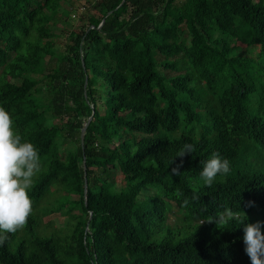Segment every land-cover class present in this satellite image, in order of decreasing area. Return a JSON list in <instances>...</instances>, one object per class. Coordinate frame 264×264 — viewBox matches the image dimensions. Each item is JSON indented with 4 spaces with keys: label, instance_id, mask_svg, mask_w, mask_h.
Listing matches in <instances>:
<instances>
[{
    "label": "trees",
    "instance_id": "16d2710c",
    "mask_svg": "<svg viewBox=\"0 0 264 264\" xmlns=\"http://www.w3.org/2000/svg\"><path fill=\"white\" fill-rule=\"evenodd\" d=\"M122 2L0 0V106L42 163L33 212L0 246V264H251L239 223L206 221L225 208L264 221V174L236 173L242 146L264 151V0ZM186 143L194 151L178 156ZM213 151L229 173L192 189ZM146 187L200 226L183 237L167 227V201L138 200ZM54 213L67 216L66 232L43 227Z\"/></svg>",
    "mask_w": 264,
    "mask_h": 264
},
{
    "label": "clouds",
    "instance_id": "9594fccd",
    "mask_svg": "<svg viewBox=\"0 0 264 264\" xmlns=\"http://www.w3.org/2000/svg\"><path fill=\"white\" fill-rule=\"evenodd\" d=\"M193 151V146L186 143L178 156ZM200 164L202 168L199 176L207 186H211L218 175L230 171L229 160L216 151L200 161ZM41 168L39 150L23 138L14 127L11 114L0 106V246L9 239V234L14 235L27 225L33 212L29 191ZM172 173L181 174L178 167L173 168ZM176 195L182 196L183 193L177 189ZM184 203L187 204V200ZM232 221L243 227L244 251L251 264H264V221L246 222L239 212L225 208L209 216L206 222L221 228Z\"/></svg>",
    "mask_w": 264,
    "mask_h": 264
},
{
    "label": "rangeland",
    "instance_id": "374dc122",
    "mask_svg": "<svg viewBox=\"0 0 264 264\" xmlns=\"http://www.w3.org/2000/svg\"><path fill=\"white\" fill-rule=\"evenodd\" d=\"M83 5L82 3L75 2L71 9H70V17L68 18V23L69 24H77L74 22L73 18H76L80 12L83 10ZM61 28H54L53 32L56 34L55 38V48L58 51H61L64 47L65 44V35L64 33H61ZM253 55L256 54V52L253 50L252 51ZM255 57V55H254ZM54 61V59H51ZM180 71L176 70L174 72L172 71H167L168 76H174L176 74H179ZM216 75V72H215ZM30 77L33 80H37L39 82L38 85H41V81L44 78V75L42 74H31ZM44 81V80H43ZM196 81L198 84L202 85L201 82L198 80L196 77ZM257 100H258V95L255 94L252 96L251 99V104L250 107L254 113H259L261 114V110H259L258 105H257ZM73 147L72 144H67L65 143L62 147L61 150L65 152L66 150H69ZM246 146L241 147V164L236 170V173H260L264 174V151L256 144L250 143ZM221 178H216L214 182H221ZM115 183L117 188H119L121 185H123L124 181L122 177H116L115 178ZM191 183V188L196 190L199 187L205 186L203 181L201 179L197 180H190ZM59 194V193H58ZM148 197H158L162 198L163 200L167 201V208H166V216L167 221H166V216H165V222H167L168 226H171L172 228H177L179 231L181 237L191 233L194 231V229L199 225L200 221L192 219L190 216L185 211H182L175 207L174 205H171L172 202L170 201V198L168 195L160 188L158 187H146L143 189L140 197L138 198L139 201L148 199ZM256 216V213H252L251 216ZM261 221V217L258 216L255 219H252L253 222L256 221ZM43 227H48V231H60L62 233L66 232L68 228V218L65 215L59 214V213H54L49 216H46L43 218ZM164 230V228H163ZM176 231V230H175ZM162 235H157L155 238H160Z\"/></svg>",
    "mask_w": 264,
    "mask_h": 264
},
{
    "label": "water",
    "instance_id": "95a60500",
    "mask_svg": "<svg viewBox=\"0 0 264 264\" xmlns=\"http://www.w3.org/2000/svg\"><path fill=\"white\" fill-rule=\"evenodd\" d=\"M123 2H124V0H123ZM123 2L120 4V6L123 4ZM104 24H105V19H103V21L100 23L99 27H97V30H101V28L104 26ZM91 28H93V26H91L90 29ZM86 84H87V77L85 78L84 86H86ZM84 96L86 98L85 92H84ZM90 121H91V117L83 125V127L81 129V132H80V143H81L82 149H83V142H84L85 132H86V129H87ZM83 171H84V199H85V202H86V199H87V197H86V194H87V178H86V166H85V161L84 160H83ZM86 204L87 203H85V205ZM90 218H91V214H90Z\"/></svg>",
    "mask_w": 264,
    "mask_h": 264
}]
</instances>
